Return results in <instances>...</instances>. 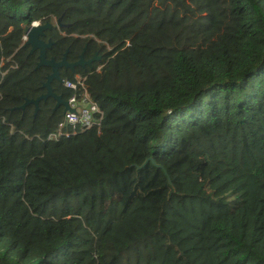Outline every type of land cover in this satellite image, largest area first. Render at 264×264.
Returning <instances> with one entry per match:
<instances>
[{
    "label": "trees",
    "instance_id": "trees-1",
    "mask_svg": "<svg viewBox=\"0 0 264 264\" xmlns=\"http://www.w3.org/2000/svg\"><path fill=\"white\" fill-rule=\"evenodd\" d=\"M61 17L103 117L51 141L55 102L18 108ZM0 264H264V0H0Z\"/></svg>",
    "mask_w": 264,
    "mask_h": 264
},
{
    "label": "water",
    "instance_id": "water-1",
    "mask_svg": "<svg viewBox=\"0 0 264 264\" xmlns=\"http://www.w3.org/2000/svg\"><path fill=\"white\" fill-rule=\"evenodd\" d=\"M54 27V25L52 23H46L44 25H31V26H27L25 27V43H24V47L30 46L31 47V52L30 54H33L35 52H39V56H38V64H37V68H41V67H47V68H51L52 69V74L47 76V81L46 83L43 84L42 88L47 90L46 94L41 95L40 97H38L37 99H26L24 105H22L21 107H19L18 109L21 111H24L27 107L29 106H34L35 107V114L38 113L39 111V105L41 102H46L48 99H53L56 101V109H58L60 106H63L65 109V114L67 112H75L73 109H71L69 102L68 101H64L63 97L61 95H57L54 92V89L52 87V83L55 80H60L59 78V69L62 67H66L67 69H71L72 71L75 70L76 67L81 66V67H85V65H91L94 61H96V59H93L92 61L85 63L84 62V53L81 55V59L80 62L75 63V64H68L67 62V57H68V53L69 51L67 50L64 58L61 62H56L55 59H48V55L47 52L48 50H50L53 46V42L51 40H49L48 42H45L43 40L45 33L47 31L52 30V28ZM57 27L58 28H63L64 25L62 23V17L59 18L58 22H57ZM159 167V166H157Z\"/></svg>",
    "mask_w": 264,
    "mask_h": 264
},
{
    "label": "built area",
    "instance_id": "built-area-1",
    "mask_svg": "<svg viewBox=\"0 0 264 264\" xmlns=\"http://www.w3.org/2000/svg\"><path fill=\"white\" fill-rule=\"evenodd\" d=\"M75 81L74 83L69 81L65 83L66 88L75 92H77L78 86L81 87V94H74L67 100L71 109L75 112H67L65 114L64 120L59 124L56 134L51 135L48 140H58L63 136L69 137L101 125L103 115L98 105L91 100L87 89L84 87V80L76 77ZM67 127L73 129L72 134L64 131Z\"/></svg>",
    "mask_w": 264,
    "mask_h": 264
},
{
    "label": "flooded vegetation",
    "instance_id": "flooded-vegetation-1",
    "mask_svg": "<svg viewBox=\"0 0 264 264\" xmlns=\"http://www.w3.org/2000/svg\"><path fill=\"white\" fill-rule=\"evenodd\" d=\"M53 25H55V26H57V24H53ZM64 25V24H63ZM64 27H65V25H64ZM63 27V28H64ZM59 29H62V28H59ZM84 49H86L85 50V53H84V62L85 63H88V62H90V61H92L93 59H96V61H94L91 65H85V67H81V66H78V67H76L75 68V70L74 71H72L71 69H67L66 67H62V68H60L59 69V78H60V80H55L53 83H52V87L54 88V86H56V85H61V86H64V87H66L65 86V83L67 82V80L65 79V77H63V74H62V72L63 71H70L72 74H74L75 75V79H76V77H78L79 75L78 74H76V70L77 69H83V70H87V69H93L94 68V65L96 64V63H101L102 61H103V56L102 55H99V53L98 52H95L94 53V55L91 57V58H86V52H87V45H85V47H84ZM84 49L82 50V53L78 56V59L77 60H75V61H68V57H67V62H68V64H75V63H78V62H80V57H81V55L83 54V52H84ZM66 53V52H65ZM65 53L62 55V57L60 58V60H58V61H56V62H61L62 60H63V58H64V55H65ZM38 56H39V52H38ZM49 59V58H48ZM38 62H39V60H38ZM45 68H47V67H45ZM48 70H49V73H48V75H50V74H52V69L51 68H47ZM47 75V76H48ZM46 81H47V77H46V80H45V82L44 83H46ZM45 90V93L44 94H46L47 93V90L46 89H44ZM58 95V94H57ZM62 97H63V95H61ZM49 100V99H48ZM51 100V99H50ZM63 100L64 101H67L64 97H63ZM52 101H54L55 102V106H54V108H53V112L54 113H60V114H62V116L64 117L65 116V109H64V107L63 106H60L58 109H56V101L55 100H53L52 99Z\"/></svg>",
    "mask_w": 264,
    "mask_h": 264
},
{
    "label": "rangeland",
    "instance_id": "rangeland-1",
    "mask_svg": "<svg viewBox=\"0 0 264 264\" xmlns=\"http://www.w3.org/2000/svg\"><path fill=\"white\" fill-rule=\"evenodd\" d=\"M58 20H59V19H54V20H53V24H57ZM34 24H35V25H41L39 22H34L33 25H34ZM24 41H25V39H24ZM110 50H111V49H110ZM103 62H104V61H103ZM103 62H101V63L97 66V68H96V71H97V72H100V71H101V68H102V66H103V64H104ZM78 77H79L81 80H85V78L82 77L81 75H79Z\"/></svg>",
    "mask_w": 264,
    "mask_h": 264
}]
</instances>
